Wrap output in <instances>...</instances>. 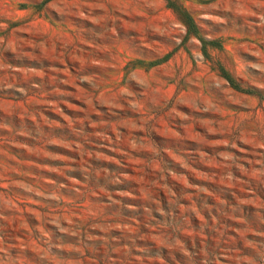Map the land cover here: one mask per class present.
Wrapping results in <instances>:
<instances>
[{"label":"rangeland","instance_id":"1","mask_svg":"<svg viewBox=\"0 0 264 264\" xmlns=\"http://www.w3.org/2000/svg\"><path fill=\"white\" fill-rule=\"evenodd\" d=\"M0 264H264V0H0Z\"/></svg>","mask_w":264,"mask_h":264}]
</instances>
